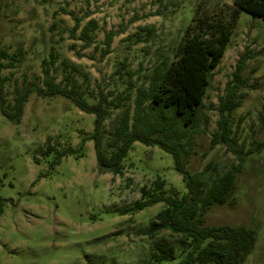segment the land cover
I'll return each mask as SVG.
<instances>
[{"label":"rangeland","instance_id":"374dc122","mask_svg":"<svg viewBox=\"0 0 264 264\" xmlns=\"http://www.w3.org/2000/svg\"><path fill=\"white\" fill-rule=\"evenodd\" d=\"M234 8V0H0V51L23 53L15 68L2 72L9 79L4 93L12 103L16 85L22 87L26 77L41 78L43 61L54 49L57 83L67 71L89 100L101 93L112 100L123 92L125 80L138 86L155 67L170 64L187 28L193 35L205 22L225 21L231 39L191 129L187 167L199 172L210 165V179L238 168V159L225 146H212L211 135L219 120L214 106L238 60L248 53L245 98L232 116L234 125L240 124L239 144L245 153L232 194L235 204L208 208L205 223L253 229L256 242L243 264H264V21ZM73 16L83 19L81 26L90 19L98 22L93 46L84 48L71 38ZM109 32L116 36L112 52L103 57ZM134 35L144 41L135 43ZM134 98L135 89L125 103L133 104ZM118 114L113 111L106 121L108 130ZM94 119L66 98L36 94L26 103L19 125L0 112V264H142L156 245L180 240L167 230L147 233L162 204L120 214L157 176L166 189L186 191L172 155L159 146L136 142L121 175L99 172L93 141L86 143L80 159L67 156L53 166L56 151L43 155L48 145L56 150L67 144L78 147L80 131L91 133ZM161 264H181L180 257Z\"/></svg>","mask_w":264,"mask_h":264},{"label":"trees","instance_id":"16d2710c","mask_svg":"<svg viewBox=\"0 0 264 264\" xmlns=\"http://www.w3.org/2000/svg\"><path fill=\"white\" fill-rule=\"evenodd\" d=\"M234 5L235 13L245 11L264 21V0H234ZM73 17L75 24L70 30L71 38L81 41L84 48L93 46L98 22L90 19L81 26L83 19ZM190 29L187 28L183 43L170 64L155 67L149 80L138 86L133 80H125L123 92L112 100L103 93L97 100H89L74 76L67 71L57 83L52 72L58 56L52 49L49 60L43 61L41 78L26 77L22 87L15 86L13 101L8 103L4 88L9 79L2 72L15 68L22 61L23 53L1 50L0 112L12 124L19 125L26 103L32 94H36L41 98H66L80 111L95 116L93 131H80L78 147L67 144L56 150L55 146L48 145L42 151L43 155L56 151L53 166L67 156L84 157L86 143L93 141L99 172L121 175L125 168L124 160L136 142L159 146L172 155L174 168L182 176L186 191L180 194L166 189L165 180L157 176L151 187L142 189L141 198L121 210L120 214H134L162 204L147 233L153 236L167 230L181 238L175 245H156L150 260L142 264H161L175 259L177 255L181 264H243L254 248L255 231L245 226L206 224L205 213L212 206L235 204L232 194L245 153L244 146L239 144L240 124L234 125L232 116L245 98L242 90L248 86V80L243 77V72L249 54H243L238 60L233 79L227 83L224 94L219 96V102L214 106L219 120L217 129L211 135L212 146H225L238 159L239 166L210 179V165L199 172H192L187 167L192 153L189 136L191 129L197 125L213 71L220 65L232 33L230 25L220 19L205 22L193 35H190ZM115 36L114 32L106 35L103 57L112 52L111 44ZM130 37L136 38L135 43L144 41L140 35ZM122 64L125 65L124 62ZM126 75L132 77L133 73L126 72ZM133 89L135 98L133 104L128 105L125 101L131 102ZM113 111H119V114L108 130L105 123Z\"/></svg>","mask_w":264,"mask_h":264}]
</instances>
